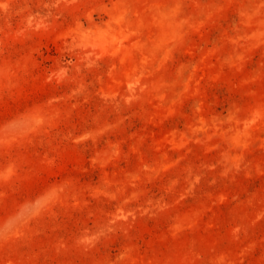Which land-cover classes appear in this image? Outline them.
Masks as SVG:
<instances>
[{"label": "rangeland", "instance_id": "374dc122", "mask_svg": "<svg viewBox=\"0 0 264 264\" xmlns=\"http://www.w3.org/2000/svg\"><path fill=\"white\" fill-rule=\"evenodd\" d=\"M0 264H264V0H0Z\"/></svg>", "mask_w": 264, "mask_h": 264}]
</instances>
